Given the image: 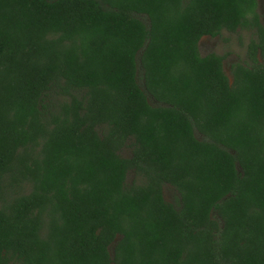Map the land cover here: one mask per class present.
<instances>
[{
  "label": "trees",
  "instance_id": "obj_1",
  "mask_svg": "<svg viewBox=\"0 0 264 264\" xmlns=\"http://www.w3.org/2000/svg\"><path fill=\"white\" fill-rule=\"evenodd\" d=\"M0 264H264L257 0H0Z\"/></svg>",
  "mask_w": 264,
  "mask_h": 264
},
{
  "label": "rangeland",
  "instance_id": "obj_2",
  "mask_svg": "<svg viewBox=\"0 0 264 264\" xmlns=\"http://www.w3.org/2000/svg\"><path fill=\"white\" fill-rule=\"evenodd\" d=\"M257 11L260 15V21L264 24V0H257ZM254 36L255 34L252 28L243 27L235 31L224 29L220 34L215 36L202 35L198 41V50L200 54H206L210 51L223 54V69L229 78H231V64L235 61H246L247 44ZM49 96V99L52 98L53 100H60L62 98V96L55 94H50ZM119 152L124 156H129L131 154V147L125 145ZM143 180L144 178L133 169L127 171L126 183L142 182ZM162 189L165 200L177 204L179 199L177 190L169 183H164ZM109 248L112 250V246Z\"/></svg>",
  "mask_w": 264,
  "mask_h": 264
}]
</instances>
